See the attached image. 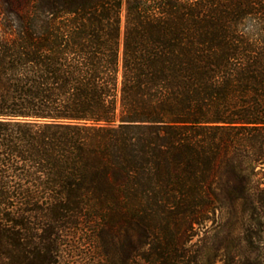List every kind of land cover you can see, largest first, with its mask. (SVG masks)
Listing matches in <instances>:
<instances>
[{"label": "trees", "instance_id": "1", "mask_svg": "<svg viewBox=\"0 0 264 264\" xmlns=\"http://www.w3.org/2000/svg\"><path fill=\"white\" fill-rule=\"evenodd\" d=\"M202 228L264 264V0H0V264H199Z\"/></svg>", "mask_w": 264, "mask_h": 264}, {"label": "rangeland", "instance_id": "2", "mask_svg": "<svg viewBox=\"0 0 264 264\" xmlns=\"http://www.w3.org/2000/svg\"><path fill=\"white\" fill-rule=\"evenodd\" d=\"M124 14V11H123ZM227 219V218H226ZM223 220V224L226 221ZM231 225H239V222L234 217L232 219ZM236 220V221H235ZM211 226V222L207 223V228ZM205 227V228H206ZM205 228L198 231V235H195L193 238V242H197L202 246L203 254L199 258V264H229L230 258L226 254V250L223 247L226 244L231 243L232 245H239V237L234 234L232 239L226 238V233L221 232L217 237L211 238L210 234L205 231ZM208 230V229H206ZM64 234L65 231L60 232ZM61 238V242H62ZM199 239H201L199 241ZM136 240V238H134ZM126 244V242H124ZM75 245L78 247L76 250L79 255H75L71 257L70 255H66L60 264H150L145 260H141L140 256L135 257L134 259H128L127 256L121 252H113L116 248H119V243L117 244H107L101 245L100 241L98 243H94L89 240H80L75 242ZM221 246V248H220ZM68 247V246H67ZM104 247L105 249L111 251L107 255L99 254V249ZM220 248V249H219ZM196 249V248H195ZM82 251V253H81Z\"/></svg>", "mask_w": 264, "mask_h": 264}]
</instances>
